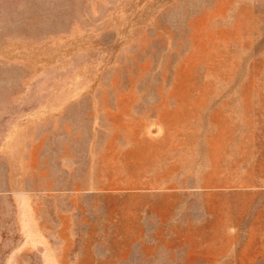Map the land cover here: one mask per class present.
<instances>
[{
  "label": "rangeland",
  "instance_id": "rangeland-1",
  "mask_svg": "<svg viewBox=\"0 0 264 264\" xmlns=\"http://www.w3.org/2000/svg\"><path fill=\"white\" fill-rule=\"evenodd\" d=\"M0 264H264V0H0Z\"/></svg>",
  "mask_w": 264,
  "mask_h": 264
}]
</instances>
